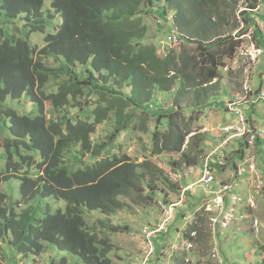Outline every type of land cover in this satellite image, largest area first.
I'll return each mask as SVG.
<instances>
[{
    "label": "trees",
    "instance_id": "16d2710c",
    "mask_svg": "<svg viewBox=\"0 0 264 264\" xmlns=\"http://www.w3.org/2000/svg\"><path fill=\"white\" fill-rule=\"evenodd\" d=\"M47 1L62 24L46 36L42 47L28 39L0 38V151L5 152L7 162L6 172L0 170V187L19 178L23 200L34 202L18 211L15 204L8 205V196L0 190V239L36 258L56 248L75 255L77 264H112V246L104 234L123 230L108 220L127 208L121 198L127 199L134 191L138 198L145 193L144 172L159 178L149 179V193L141 197L144 203L155 198V185L169 179L151 162L137 164L129 156L112 154L111 147L138 128L139 119L144 121L143 133H149L145 122L155 119L154 155L182 152L192 133L189 125L178 124L175 112H154L156 92L172 91L190 62L184 53L162 57L158 46L148 41L152 38L147 19L157 18L158 34L169 31L171 37L201 46L217 37V0H0V15L5 18L0 19V31L4 33L3 25L17 24L20 19L28 36L45 33ZM228 41L219 39L213 44ZM203 58L211 67L200 63L202 72L194 78L205 86L219 75L213 57ZM49 60L59 68L50 66ZM62 76L67 81L52 82ZM185 79L196 82L192 77ZM23 99L37 107L35 117L14 107ZM47 104L52 108L49 118ZM109 121L115 123L113 134L96 143L98 127ZM164 125L166 131H159L158 126ZM200 144H204L202 139ZM181 156L189 166L198 165L189 154ZM46 198L65 202V208L55 214L49 207L45 211L41 200ZM201 210L183 233L185 243L195 244V238L205 233L203 226L210 218ZM95 212L108 217L96 220L100 230L86 224V217ZM188 258L184 252L176 264H190ZM66 260L52 264H67Z\"/></svg>",
    "mask_w": 264,
    "mask_h": 264
},
{
    "label": "rangeland",
    "instance_id": "374dc122",
    "mask_svg": "<svg viewBox=\"0 0 264 264\" xmlns=\"http://www.w3.org/2000/svg\"><path fill=\"white\" fill-rule=\"evenodd\" d=\"M216 4V11H218L220 17L216 20L217 37L214 40L211 38L210 43H204L201 46L199 43H186L185 40L179 39L176 35L171 37L169 31L168 34L166 32L158 34L160 29L157 18L151 16L147 19L150 30L149 37L152 38L148 41L158 46V53L162 57L169 52L184 53L186 61L190 62V66H187L186 71L183 67V75L179 76L178 83L172 91L156 92L154 112L161 111L166 112V114L175 112L178 124H181L183 128L189 125L192 133L187 138L186 146H184L182 152H164L160 155H154L151 139L152 131L157 126L154 124L155 119L151 118L145 122V127L149 133L142 132L141 126L144 125V121L139 119L138 128L125 133V136L118 138L111 147L112 154H124L137 164L151 162L162 170V176L169 179L168 183L155 185V198L153 201L147 200L144 203L141 197L145 198L149 193V179L152 177L159 180V178L149 172H144L142 168L147 183L143 186L145 193H141L140 198L136 196L137 191L131 192L127 199L125 197L121 198V202L127 208L117 211L114 216L108 218L95 212L86 217V224L89 227H96L97 230L101 229L95 225L98 218H108L111 224L120 226L125 230L111 235L109 233L104 234L110 239L109 244L112 246L109 254L112 264H176L177 257H181L184 252L187 253L190 264H264L261 257V252L264 253V247L260 246V243H264V222L259 225L260 223L257 221L256 226V222L253 225V221L247 220L251 213L247 212V209L242 206L245 201L241 203V200H239V202L232 201L231 203L233 196L242 197L243 189L246 188L248 181L247 175L234 183L235 189L233 191H227L225 195H222L223 201L226 199L225 196L228 195L226 203L228 207L226 209H224V204H220L214 209L205 210L210 220L215 215L218 217L220 213H223L215 227L211 225L209 220L203 226L204 235L196 238L195 234L191 235V238H195V244L185 243L183 237V233L194 222L193 218L197 210L207 200L215 199L212 196L215 195L212 194V186H201L200 179H202L203 170L198 182L190 181L197 178L196 176L203 169L202 166L211 153L217 151V154L209 161V167L214 172L215 169L210 166L211 163L213 167L218 168L217 170L222 169L217 163L218 157H223L225 166H227L231 158L234 162L240 163L241 160L251 156L255 159L257 165V157L253 153L245 154L241 158L243 147L254 149L257 140L254 147L248 146L249 138H244L242 143L234 142L235 140H242L235 138L228 142L227 146L220 147L221 144H225L231 134L216 131V126L212 128L210 118L214 114L227 116L226 122L222 125L224 128L232 123L235 114L227 112V105L225 109L224 104L230 102L234 94V92L232 94L233 87L237 90L244 89L254 99L264 98L262 97L264 94V0H217ZM157 5L162 6V2L157 3ZM252 6H255L256 10L252 9ZM43 11L47 20L45 33H32L28 36L27 29L19 19L15 21L17 24L6 23L3 25L5 32L0 31V38L28 39L31 42L33 41L34 45H38V48L42 47L46 36L54 33L62 24L61 16L52 9L50 1L45 2ZM170 12L171 14L174 13L173 11ZM0 19H5L2 14ZM219 39L229 41L213 44L215 40ZM254 47L260 48L263 52L257 62L248 58V54ZM203 56L213 57L219 75L218 79L205 86L198 83L194 78L202 72L200 63L211 67L210 61L204 59ZM48 64L54 66V68H59L58 63L54 60H49ZM75 70H77V67ZM186 76L192 77L197 83L186 80ZM63 81H67L66 76H62V78L55 77L52 82L62 83ZM261 88L263 89L260 91ZM210 104H213V106ZM14 107L21 114L30 117H35L38 114L37 107L26 99H23L20 103L18 102ZM250 107L251 111L247 113L245 108V117L249 119V116L257 113L259 117L263 118L262 121L264 122V105L257 102L255 105H250ZM199 108L201 109L199 110ZM212 108L215 109V112ZM51 110L50 104H47L48 118L52 116ZM114 127V121L99 126L93 140L96 143H101L113 134ZM237 128L241 129L240 127ZM166 129V125L158 126V130L161 132H165ZM246 129H250L247 124ZM218 133H220L221 138H217ZM261 135L262 132L258 133L257 139ZM194 138L199 139L193 142ZM201 139L204 144H200ZM203 145L204 150L200 152L199 149ZM228 146L230 147L226 148ZM184 152L189 154L193 162L197 160L198 165L189 166L181 156ZM107 154L105 152L103 156ZM6 164L5 152L2 150L0 151L1 172H6ZM190 185L194 186L195 193L193 195L187 193L184 197V187ZM0 190L8 196V205L15 204L18 211H24L34 203L23 200L19 178H11L9 181L4 182ZM41 205H43L44 210L49 207L51 212L55 214L58 209L65 208L66 203L46 198L41 200ZM249 207V209L254 210V208H251L253 206ZM163 223L165 224L160 232L152 235L150 239L145 237L143 233L145 229L150 232L159 231L158 226ZM223 223L228 224V226L222 227L221 224ZM10 237L13 241L12 235ZM1 239L0 264H52L53 260L60 261L63 258H67V264L79 263L75 255L56 248H48L38 258L33 253L25 255L20 253L15 244H10ZM150 247L153 249L151 254L149 252ZM199 256L205 258L200 261L194 258Z\"/></svg>",
    "mask_w": 264,
    "mask_h": 264
},
{
    "label": "crops",
    "instance_id": "0c3cea01",
    "mask_svg": "<svg viewBox=\"0 0 264 264\" xmlns=\"http://www.w3.org/2000/svg\"><path fill=\"white\" fill-rule=\"evenodd\" d=\"M211 83H209V84H211ZM262 89L263 88H261L260 91ZM233 92H234V94H233ZM232 94H233V96H232L230 102H225L224 108L228 103H232L235 106L233 109H238L241 113L237 114L232 110L227 111V109L225 108L227 112H233L235 114L234 118L232 119L233 124L231 123L229 125H226L224 128L222 125L226 122V119L228 117L223 116V115H219V114H216V115L214 114L210 118V122L212 123L211 127L213 128L216 126V131L221 133V131H223L224 129H226L230 126L240 127V124H241L240 121L243 118V120L245 121V128H246V124H247L251 130L256 131V132H262V135L259 136L257 139V142H256L254 149H249L248 147L245 146V147H243V149L241 151V158L244 157L245 154H247V155L250 153L255 154L257 157V165H256V162H249V163L244 162L243 163L242 161H244V160H241V158H240L241 162L236 163L231 158L230 159L231 161L227 164L226 167L217 170L218 168L216 169V167H213L212 163H211L210 166L213 169H215V175H216V180H215L214 184L212 185V189H211L212 194H215V195H212L215 197V199L207 200L197 210V212L201 209L206 208V207H208L209 210L212 208L213 209L216 208L215 204L217 203V199L222 198V195L218 196V193L221 192L222 190H224L225 188L235 189L234 183L238 182L244 176L247 175L248 181H247L246 188L243 189L242 197H239V198L241 200V203H243L245 201L244 204H242V206L247 209V212L251 213V215L247 218V220L253 221L254 222L253 225L255 224V222L258 221L260 223L259 225H261V222H264V122L262 121L263 118L261 116L259 117L257 113L249 116V119L246 118L245 117V108H246V113H247V112L251 111L250 105H255V103H257V102L262 103L264 105V98L260 97L259 99H254L251 96V94L244 91V89L237 90L234 87L232 89ZM207 105H206V107H207ZM210 105L213 106V104H210ZM212 110L215 112L214 108H212ZM220 133H218L219 135L217 136V138H221ZM242 141H243V139L242 140H235L234 142L242 143ZM224 145L225 144H223V145L221 144L220 147H222ZM229 147L230 146H228L226 148H229ZM246 151H248V152H246ZM244 164L248 170L246 173L239 174L238 170ZM205 165L209 166V163H207V160L203 164L202 168H204ZM249 166H254L255 171L254 172L250 171ZM201 172H202V169L200 170L199 175L196 176L197 178L191 179L190 181H193V182L197 181L198 182L200 179ZM187 180H189V179H187ZM191 186L192 185H190L188 187H191ZM192 195H191V197L194 199V197ZM225 197H226V199L222 202V204H224V209H226L228 207L226 205L228 195ZM233 197H235V196H233ZM236 197H238V196H236ZM232 198H231V203H232ZM249 206H253L251 208L252 209L254 208V210L249 209L250 208ZM231 207H232V205H231ZM209 210H207V211H209ZM260 246L264 247V243H262V244L260 243ZM261 257H262V260L264 262V253H262V252H261Z\"/></svg>",
    "mask_w": 264,
    "mask_h": 264
},
{
    "label": "built area",
    "instance_id": "2783aa9c",
    "mask_svg": "<svg viewBox=\"0 0 264 264\" xmlns=\"http://www.w3.org/2000/svg\"><path fill=\"white\" fill-rule=\"evenodd\" d=\"M262 54H263L262 51H260L259 49H257V48L254 47L251 50V52L248 54V58L251 59V60H253L254 62H257L260 59V57L262 56ZM262 97H264V94L262 95ZM227 108L230 111L232 110V111H234L237 114H240L241 113L238 109H233L234 108V105L233 104H228L227 105ZM240 123H241L240 124V128L241 129H238L236 126H232V127H228V128H226V129L223 130L224 133H226L228 135L231 134V136L226 140L225 145L228 144V142H230L231 140H233L235 138H237V139L249 138L248 146L249 147L254 146L255 145V142L257 140V135L258 134L245 128V121L243 120V118L241 119ZM216 154H217V151L214 152L213 154H210L208 156V158H207V163H209V161ZM218 162H219V167H221V168L226 167L225 166V161H224L223 157H218ZM244 162H246V163L255 162V159L253 157L249 156L247 159H244L243 163ZM247 170L248 169H247V167L244 164L241 168H239L238 173L239 174L246 173ZM249 170L252 171V172H254L255 171V167L254 166H249ZM215 180H216V178H215V172L208 165H205L204 168H203L201 185H205L207 187H210V186H212L214 184ZM227 191H228V188H225L224 190H222L221 192L218 193V196L223 195ZM188 192H192L193 193L194 192V187H188L187 189L186 188L184 189V195L186 193H188ZM222 201H223L222 198H218L217 199V203L215 204V206H217V207L220 206V204H222ZM233 202H239V200L233 198ZM206 208H207V210H209L208 207H206ZM174 210H175V208H174ZM222 214L223 213H220L218 215V217L214 216L210 220L211 225L213 227H215L219 223V220H220V217L222 216ZM169 217H170V214H169ZM164 224L165 223H163L161 226H158V228L160 229L159 231L155 230L153 232H150L147 229H145L143 231V233L145 234V237H147L149 239L155 233L160 232L163 229ZM221 226L222 227H227L228 224L223 223V224H221ZM256 226H257V222H256ZM149 252H150V254L153 252V249L151 247L149 248Z\"/></svg>",
    "mask_w": 264,
    "mask_h": 264
},
{
    "label": "clouds",
    "instance_id": "9594fccd",
    "mask_svg": "<svg viewBox=\"0 0 264 264\" xmlns=\"http://www.w3.org/2000/svg\"><path fill=\"white\" fill-rule=\"evenodd\" d=\"M227 105H228V104H227ZM226 108H227V106H226ZM227 110H229V109L227 108ZM191 187H194V186H191ZM185 188L187 189L188 187H185ZM194 192H195V191H194ZM194 192H193V193H194ZM189 193H192V192H188V194H189ZM193 193H192V194H193ZM186 194H187V193H186ZM186 194L184 195V197H186ZM233 198H235V199H237V200H240V199L237 198V197H233ZM233 198H232V201H233ZM204 209L207 210L206 208H204ZM215 216H216V215H215ZM220 219H221V218H220ZM219 221H220V220H219Z\"/></svg>",
    "mask_w": 264,
    "mask_h": 264
},
{
    "label": "bare ground",
    "instance_id": "6f19581e",
    "mask_svg": "<svg viewBox=\"0 0 264 264\" xmlns=\"http://www.w3.org/2000/svg\"><path fill=\"white\" fill-rule=\"evenodd\" d=\"M234 107H235V106H234ZM248 130L253 131V130H251V129H248ZM253 132H255V133H257V134H258V133H261V132H256V131H253ZM217 161H218V158H217ZM202 170H203V169H202ZM201 180H202V179H200V182H201ZM201 186H202V185H201ZM233 190H234L233 188H231V189L228 188V191H233ZM206 191H207V190H206ZM223 195H225V194H223ZM222 199H223V198H222ZM169 221H170V220H169Z\"/></svg>",
    "mask_w": 264,
    "mask_h": 264
}]
</instances>
